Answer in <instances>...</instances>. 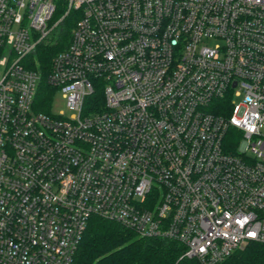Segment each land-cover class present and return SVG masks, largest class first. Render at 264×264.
Returning <instances> with one entry per match:
<instances>
[{"label": "built area", "instance_id": "1", "mask_svg": "<svg viewBox=\"0 0 264 264\" xmlns=\"http://www.w3.org/2000/svg\"><path fill=\"white\" fill-rule=\"evenodd\" d=\"M262 128L264 0H0V264H72L92 216L201 264L264 244Z\"/></svg>", "mask_w": 264, "mask_h": 264}, {"label": "trees", "instance_id": "2", "mask_svg": "<svg viewBox=\"0 0 264 264\" xmlns=\"http://www.w3.org/2000/svg\"><path fill=\"white\" fill-rule=\"evenodd\" d=\"M68 27V25H66ZM65 29L63 39H67ZM60 45L44 44L34 56L31 67L44 77L54 53ZM39 108L47 111L51 90L41 85ZM53 94V93H52ZM184 247L173 240L139 238L121 224L92 216L77 247L72 264H201L183 256ZM219 264H264V244L249 243Z\"/></svg>", "mask_w": 264, "mask_h": 264}, {"label": "rangeland", "instance_id": "3", "mask_svg": "<svg viewBox=\"0 0 264 264\" xmlns=\"http://www.w3.org/2000/svg\"><path fill=\"white\" fill-rule=\"evenodd\" d=\"M56 107H57V109L64 111L67 116H69L71 114V112L67 110L65 103L61 100H59L56 103ZM261 130H262V133L264 134V128H262Z\"/></svg>", "mask_w": 264, "mask_h": 264}]
</instances>
